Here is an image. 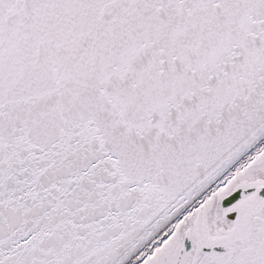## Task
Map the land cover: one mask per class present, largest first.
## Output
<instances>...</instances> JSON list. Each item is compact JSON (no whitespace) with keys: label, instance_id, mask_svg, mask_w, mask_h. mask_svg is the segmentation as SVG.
<instances>
[{"label":"snow or ice","instance_id":"obj_1","mask_svg":"<svg viewBox=\"0 0 264 264\" xmlns=\"http://www.w3.org/2000/svg\"><path fill=\"white\" fill-rule=\"evenodd\" d=\"M0 264H264V0H0Z\"/></svg>","mask_w":264,"mask_h":264}]
</instances>
